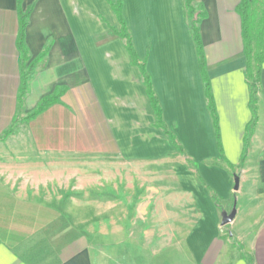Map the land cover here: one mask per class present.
Instances as JSON below:
<instances>
[{
  "label": "crops",
  "instance_id": "0c3cea01",
  "mask_svg": "<svg viewBox=\"0 0 264 264\" xmlns=\"http://www.w3.org/2000/svg\"><path fill=\"white\" fill-rule=\"evenodd\" d=\"M116 1L22 0L24 11L32 6L25 30L30 60L50 44L30 81L24 109L32 110L58 86L67 89L59 102L18 123L0 141V264H116L111 253L103 255L90 239L78 236L76 219L66 208L77 186L61 167L77 164L62 156L82 151L147 165L177 156V182L192 200L194 218L180 249L163 254L166 264H264V65L258 122L242 163L253 115L240 0H194L206 12L200 33L217 129L186 1L122 0L163 121L182 151L157 126L140 69L114 31L119 22L111 3ZM19 31L18 0H0V136L17 111ZM4 153L9 154L4 158ZM234 207L233 221L223 225V214Z\"/></svg>",
  "mask_w": 264,
  "mask_h": 264
},
{
  "label": "rangeland",
  "instance_id": "374dc122",
  "mask_svg": "<svg viewBox=\"0 0 264 264\" xmlns=\"http://www.w3.org/2000/svg\"><path fill=\"white\" fill-rule=\"evenodd\" d=\"M33 100L29 99V106ZM32 110L23 107L19 113L23 117ZM73 155L62 157L69 162L75 158L76 167L61 169L63 175L76 178L70 184H76V192L71 193L69 204L68 200L64 203L76 219L78 236L90 239L103 255L111 253L110 260L116 264H166L163 254L180 249L194 218L192 200L181 193L177 182V156L147 165L143 161H107L100 153Z\"/></svg>",
  "mask_w": 264,
  "mask_h": 264
},
{
  "label": "trees",
  "instance_id": "16d2710c",
  "mask_svg": "<svg viewBox=\"0 0 264 264\" xmlns=\"http://www.w3.org/2000/svg\"><path fill=\"white\" fill-rule=\"evenodd\" d=\"M185 1L186 15L197 47L199 66L204 80L208 107L213 116L217 129L218 117L212 95L211 83L207 72V59L204 51V44L200 33V22L206 16V12L202 6L195 5L194 0ZM21 3L22 0H18L20 31L17 44L21 54V84L18 93V113H16L14 116L11 125L0 136V141H4L14 131L15 127L20 121H30L47 110L51 105L59 102L61 96L67 89L65 86H58L52 94L44 96L30 113L23 117L20 115L19 111L24 107L25 97L29 91L30 81L35 75L36 67L38 63L46 57L50 47L49 43L46 44L43 52L36 58L30 60L31 56L26 42L25 30L28 24L32 6H29L27 10L24 11L21 7ZM111 5L119 22V28H114V31L124 40V44L131 57L132 64L138 66L140 69L142 81L145 85L152 107L156 114V124L166 133H168L172 142L178 147V149H180V151H182V148L176 141L175 135L170 130H168L166 124L163 121L162 109L153 89L151 76L147 70L146 59H141L139 57L133 38L124 19L122 12L123 2L122 0H117L115 3L112 2ZM237 12L241 18L242 38L246 63L245 76L251 90V109L253 115L252 120L246 129L245 148L242 157L243 163L248 151L250 140L255 132L258 122V91L261 71L264 65V0H240L237 6ZM228 167L233 166L228 164ZM215 202L216 204L220 203L217 198H215Z\"/></svg>",
  "mask_w": 264,
  "mask_h": 264
},
{
  "label": "water",
  "instance_id": "95a60500",
  "mask_svg": "<svg viewBox=\"0 0 264 264\" xmlns=\"http://www.w3.org/2000/svg\"><path fill=\"white\" fill-rule=\"evenodd\" d=\"M235 181H236L235 188H238V185H239V176L238 175H236ZM235 214H236V208L235 207L233 208V210L231 212H229V213L225 212L223 214L222 224L226 225V224L231 223L235 217Z\"/></svg>",
  "mask_w": 264,
  "mask_h": 264
}]
</instances>
